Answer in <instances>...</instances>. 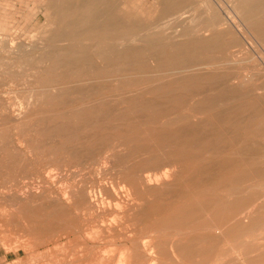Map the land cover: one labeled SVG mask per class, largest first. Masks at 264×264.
Here are the masks:
<instances>
[{
    "label": "rangeland",
    "instance_id": "374dc122",
    "mask_svg": "<svg viewBox=\"0 0 264 264\" xmlns=\"http://www.w3.org/2000/svg\"><path fill=\"white\" fill-rule=\"evenodd\" d=\"M120 1L122 3V8L125 6L127 7V8L126 7L123 8L124 9L123 14H125V11H128L130 18L132 20L136 21V27L134 28L135 31L134 30L132 31L131 37L129 38L127 43H126V41L124 42L121 40L113 42L111 45L106 43L107 46H106V44L102 43L103 45H105L104 49H109V48L111 49L113 47V50L115 52L117 51L115 55L118 57H115V55H114V56H111L107 60L106 56L105 57L103 56L104 57L103 58L102 55H100V54H98L99 56L93 55L94 51L97 54V51H99V49L102 47L101 46L102 44H99L96 41L95 42L94 41H85V40L82 41L81 39H79V40L75 39V40H70V41L57 42V41H52L51 39L47 38L46 35H43L44 32H48L47 29H49V27L47 28L46 25H44L45 24V8H46L47 0H0V63H1L0 64V131H1L0 132V136H1L0 137L1 138V140H0V158L5 159V161H3V159H0L1 160V162H0V175L2 173L1 176L3 177L2 178L0 176V185H1L0 186V189H1L0 190V206H1V209H0V227H2V228H0V264H50V263L51 264H66V263L67 264L68 263L69 264H114L116 262H117L116 264H119V259H120V264H133V263H135V264H146L147 261H149V260H150L149 261L150 264H177V263L178 264H203V263H205V264H209V263L210 264H219L221 262H222L221 264H245V263H243L244 261L246 262V264H252L254 261L260 260V258H264V239H263L264 238V215H263V213H264V165H263L264 164V153H263L264 152V140H263L264 139V136H263L264 135V128L260 127L259 129H255V131H254L253 128H250L249 125H246L248 123L245 122L244 117L246 119L247 116L240 117L241 121H237L238 120L237 118H239V115H238L239 112L241 113V115L242 114L244 115V113H245V115H247L246 113H248L252 110L256 111L255 113L252 111L253 114H256L257 110L258 111L262 110L257 114L258 118H256V122L257 123H264V120H263L264 119V115H263V113H264V39L261 36L257 35L253 31L254 25L257 24L258 22L261 23L262 25H264V11H260V10H258V12L255 11L254 13L256 15L250 14V15H252V16L254 15V16L253 17L251 16L250 19L247 20L249 17L245 16L247 14H245V12H244V9H245L244 4L247 3L249 0H175V1L174 0H167V2L173 3V4H169V5H172L171 9L174 7L176 8L179 5L178 6L179 8L178 7L177 8L179 9L180 12L182 11V13L184 14L183 15L184 18H183V20H179V19H173V18L169 17L166 19L168 24L159 25L158 22L161 19V17H160V13H159L160 5H158V4L160 3V0H125V1L120 0ZM174 3L177 4V6ZM243 16H245V19ZM244 20H247V22ZM213 21L222 24L221 26L218 25L219 27L214 29V30H217L220 32L218 34L217 39H214V37L212 38V36H211L212 31H210V30L207 31L208 27H205V26L210 25L211 22H213ZM252 21L255 23L254 25H253ZM215 22H213V23H215ZM161 23H162V21H161ZM42 26L43 27L45 26V28H43ZM38 29H39V31H41V30L42 31L39 33ZM186 30L188 31V34H187V32H185ZM185 34H187L188 36ZM190 34H191V37H190ZM171 35H172V37H171ZM168 36H170L171 38ZM42 37H44V38H42ZM148 37H149V39H148ZM135 38L137 39V41ZM145 38H146V40H145ZM205 38H206V40H205ZM191 40H192V42H191ZM149 41H150V43H149ZM213 42H216V43H213ZM49 43H50V45H49ZM209 43H210V45H209ZM175 44L181 46L180 49ZM2 45L6 46L7 48L3 47ZM192 45H194L195 49ZM188 46L191 47L193 50H191V48H188ZM39 47H41V48H39ZM184 47L187 50H185ZM149 48H151L152 50ZM74 49L76 52L74 51ZM80 49H82L83 52L80 51ZM118 49H119V51H118ZM9 50H11L12 52H10ZM68 50L69 51L71 50V54ZM178 50H181V51H178ZM159 55L162 57H160ZM123 56H125L127 58H124ZM157 56L159 57V59ZM61 57H62V60H61ZM116 58L119 59V61ZM177 58H179V59L177 60ZM39 59H41V60H39ZM42 59H43V62H42ZM110 61L113 64L110 63ZM122 61H124L123 63H125V64H122L121 63ZM147 61H149V62H147ZM204 61H207V62L205 63ZM52 62H54L55 64ZM57 62H59V63H57ZM43 63L45 65H43ZM137 63L139 66L137 65ZM50 65H53V66H50ZM62 65L64 66L63 68H62ZM48 66H50V67H48ZM33 67H35V68L33 69ZM74 68L78 71H76ZM66 69H67V71H66ZM92 69H93V72H92ZM108 69L110 70V73H109ZM63 70H65V72ZM69 70H71V71H69ZM114 70H115V72H114ZM121 70H124L125 73H123ZM94 71L95 72L97 71V73H95ZM103 72H105V73H103ZM86 73H87V75H86ZM100 73L102 74V76L99 75ZM27 74H28V76H30L29 78H31V79L28 78ZM127 74H129V75H127ZM123 75L125 76L126 80L123 79L124 78ZM196 75H197V79H199V80L196 79ZM188 76H189V78H188ZM143 77L145 80L143 79ZM231 77H232L231 80H233V78H234L233 82L230 80ZM36 78H37V80H36ZM112 78H114V80ZM131 78H132V80H130ZM50 79H51V81H50ZM146 79H147V81H146ZM241 79L243 81H241ZM177 80H180V82L179 81L177 82ZM34 81H37V83ZM119 81L122 82V84H120ZM130 81H132V82H130ZM144 81H146V82H144ZM33 83L37 84L36 87ZM42 83H44L45 85ZM30 84H31V86H29ZM53 84L55 85V88L57 89L56 90L54 88L57 95H55V92H53V88H51L52 90L50 89V92L47 91V90H49L48 89L49 85L51 86ZM173 85H176V86H173ZM158 86H161V87L159 88ZM164 86L165 87L167 86V87L165 88ZM40 87H41V89H40ZM182 87H183L184 91H182L183 90ZM84 88H87V91L84 90ZM169 88H171V89L173 88L175 90H171ZM179 88L181 89V91L179 90ZM30 89H31V91H30ZM42 89L46 90L45 92H48L51 94L54 93V94L50 95L48 93H45ZM228 89H229V91H228ZM231 89H232V92H230ZM32 90L34 91V94L37 93L38 95L37 94H36L37 96L33 95ZM41 90L44 93H41L42 92ZM76 91H77V93H75ZM174 91H176V92H174ZM72 92H74V93H72ZM58 93H59V95H58ZM152 93H153V95H152ZM167 93H169V94H167ZM172 93L174 94L173 98H175L177 96V98H175L174 100L171 97ZM232 93H233V95H235L237 93L239 95V96L235 95L237 98L243 96V94H244L245 98L241 97L242 99H245L244 102L241 98H238L236 100V97L233 96ZM44 94H48V95H44ZM74 94H76V95L74 96ZM78 94H79V97H78ZM82 94H84L85 96ZM102 94H104V96ZM154 94H156V95H154ZM60 95H61V97H60ZM133 95L135 98L133 97ZM231 96L233 98L235 97V99H233ZM56 97H57V99H56ZM170 97L172 99H170ZM246 97L250 98V99L247 101ZM26 98H28V99H26ZM38 98L39 99L41 98V99L39 100ZM103 98L104 99L106 98L105 99L106 102H104L105 100ZM122 98H124V99H122ZM181 98H182V100H181ZM46 99L49 102L48 101L46 102ZM119 99L120 100L122 99L121 100L122 102L119 101ZM91 100H92V102H91ZM129 100H131V101L129 102ZM254 100H255V102H253ZM96 101H97V103H96ZM169 101L171 102V104ZM215 101H216V103H215ZM245 101L247 103H245ZM50 102H52V103H50ZM178 102H180L181 104ZM132 103L135 105H133ZM138 103H139V105H137ZM151 103H152V105H151ZM177 103L180 105H178ZM208 103H209V106L207 105ZM214 103H215V105H214ZM159 104H160V107H159ZM243 104H244V106H243ZM50 105H53V106H51L52 108L50 107ZM74 105H75V107H74ZM178 106H180V107H178ZM90 107L92 108V110ZM122 107L124 108V110L122 109ZM127 107H129V108H127ZM131 107H133L134 109ZM139 107H141V109ZM149 107H151L152 109L154 107L155 109L152 110ZM234 107H235V109H234ZM8 108H10V109H8ZM71 108H72V110H70ZM83 108H85V109H83ZM171 108H172V111H171ZM241 108L244 110H241ZM41 109H42V111H41ZM117 109H119V110H117ZM138 109H139V111H138ZM236 109H237V111H236ZM45 110L46 111L48 110V112H46ZM83 110H85V111H83ZM155 110H156V113H155ZM224 110H225V112H227L229 114H227V113L225 114V112L223 113L222 111H224ZM157 111H158V113H157ZM27 112H28V114H25ZM69 112H71V114ZM77 112H79V114H77ZM96 112H99V113H96ZM117 112H118V115H117ZM173 112L176 113V115L173 114ZM17 113H19V114H17ZM93 113H96L97 118H96V116L93 115ZM112 113H114V115H117V116H114ZM160 113H161V115H160ZM211 113H212V117H211ZM260 113H262L260 115L261 117H259ZM165 114L166 115L168 114L169 117L168 116L165 117L166 116ZM249 114H251V113H249ZM112 116H114L113 119H112ZM119 116H121V118ZM146 117L148 120L146 119ZM156 117L158 119H156ZM163 117H164V119H163L164 121L162 120ZM171 117L174 119H172ZM176 117H177V120L179 121V123L176 122L177 121ZM68 118H70L71 120ZM103 118L106 120H104ZM117 118H119V119H117ZM55 119L58 121H56ZM115 119H116V121H118V123L116 121H115L116 123L114 122ZM122 119L123 120L125 119V121H124L125 123H123ZM133 119H134V121H133ZM165 119L166 120L169 119V120L166 121ZM186 119H188V120H186ZM53 120H54V122H53ZM85 120H86V122H85ZM145 120H146V122H145ZM152 120L155 122V124H153L154 122ZM160 120L163 122L166 121V123L163 125V128H162L163 122L161 123ZM170 120H171V123L168 124L170 122ZM174 120H175V123H174ZM19 121L22 124H20ZM51 121L53 123H51ZM82 121H84V122H82ZM110 121H111V123H110ZM11 122H12V124H11ZM48 122H50V123L48 124ZM72 122H74V123H72ZM80 122H81V124H80ZM150 122H153V123L150 124ZM17 123H19L20 125H24V126H21L22 127L21 128L19 126V124H17ZM62 123L64 125H62ZM69 123H70V125H69ZM77 123H79V125H77ZM91 123L92 124L94 123L93 126L94 125L98 126V125L102 124L101 126L104 127L103 128L104 130L101 129L102 130L101 131L99 127H98L99 130H97L98 128L94 129L95 126L94 127L91 126L93 128V129L91 128L92 131H90L91 129H85L86 125L91 124ZM114 123L117 125H120V126H118V127H117V125L114 126L115 125ZM146 123L150 124V125H147ZM57 124H60V125L57 126ZM111 124H112V126H111ZM6 125L8 128L7 127L5 128ZM144 125H146V128L145 127L143 128ZM151 125H153V126H151ZM15 126H17V127H15ZM156 126H157V128H158V126H161V127H159L157 129V128H155ZM154 128H155V130H153ZM221 128H223V130ZM27 129H29V130H27ZM71 129H73V130H71ZM133 129H134V132H133ZM144 129H145V131H144ZM147 129H149V131H147ZM163 129H164V131H163ZM249 129H252V130H249ZM94 130L96 132H94ZM137 130H139V131L136 132ZM34 131H36V132H34ZM48 131L51 132L50 133L51 135L49 134ZM76 131L78 134H76ZM156 131H157V133L155 134ZM248 131H249V134H248ZM27 132H29L30 134ZM31 132L33 133V135L35 137L31 134ZM45 132H46V134H45ZM66 132H68L67 135H66ZM174 132H175V134H172ZM38 133H42L41 134V135H43L42 138H41V135H38ZM47 133H48V135H47ZM53 133H55L54 137L52 136ZM94 133L95 134L98 133V134L95 135ZM133 133H135V134L133 135ZM26 134H27V136H26ZM28 134H29V136H28ZM68 134H70V135H68ZM86 134H88L89 137ZM108 134L110 135L109 137L107 136ZM146 134H147V137L145 138L144 136ZM240 134H241V137H240ZM24 135L26 138L22 139L24 137ZM154 135H156L157 138ZM2 136H3V139H2ZM49 136H50V138H49ZM55 136H57V137L60 136V137L56 138ZM121 136L123 139L120 138ZM18 137L21 140H19ZM33 137H34V140L37 139L38 142L32 141ZM63 137H64V139H63ZM65 137L67 138V140ZM99 137H101V138L99 139ZM138 137H141V138H138ZM161 137H163V138H161ZM256 137L260 138L261 142L259 141V139L257 140ZM152 138L154 141L152 140ZM187 138L192 139L194 144L191 146V148H189V150L188 149L183 150V155L185 157L183 156V158L182 157L179 158L180 150H178V148H177L178 146H176V145L174 148V144H177V142H179L181 140H185ZM26 139H28V140H26ZM39 139H40V141H39ZM139 139H140V141H139ZM242 139H243V141H242ZM250 139H253V140H250ZM25 140L29 141V143L27 142V144H26ZM147 140H148V142L151 140L152 143H154V145L152 143H150L151 141L149 143L146 142ZM158 140H159V143H157ZM17 141H19V142H17ZM30 141H32L34 143H32ZM59 141H62V142H59ZM92 141H97V142H93V144H92ZM197 141H199V142H197ZM1 142H2V144H1ZM20 142H22V143H20ZM87 142H89V144ZM166 142H168V143H166ZM16 143H17V145H16ZM55 143H57V144H55ZM84 143H86V144H84ZM207 144H208V146H207ZM43 145H45V146H43ZM62 145H64V146H62ZM76 145H79V146H76ZM83 145H86L88 148L86 146H83ZM106 145H107V147H105ZM211 145H213L212 148L210 147ZM248 145H250V149L245 150V148ZM31 146L33 148H30ZM51 146H52V148H51ZM56 146L58 148L63 147V148H61L63 150L57 149ZM99 146L100 147L104 146L105 148L103 147V148L98 149ZM140 146H142V147H140ZM44 147H46V148H44ZM47 147H48V149H47ZM70 147L72 149H70ZM6 148L8 149L7 151H6ZM53 148H54V150H53ZM64 148H65V150H64ZM91 148L92 149L94 148V150L92 151ZM30 149H31V151H30ZM73 149H74V151H73ZM77 149H79V150H77ZM109 149H112V150H109ZM207 149H208V153H206ZM227 149H229L230 151H227ZM50 150H52V151H50ZM142 150H143V152H142ZM144 150H147V152L144 153ZM161 150H164V151H161ZM199 150H201V153L199 152ZM202 150H203V152H202ZM239 150L242 151V154L240 153ZM28 151H30V152H28ZM63 151H65V152H63ZM99 151H100V153H99ZM116 151L121 153V155L119 153L117 154V155H120L119 157L116 155ZM122 151H124V152L126 151V154ZM255 151H258L259 153L258 152L254 153ZM260 151H261V153H260ZM35 152H37V153H35ZM51 152L54 154H51ZM68 152L70 155L68 154ZM74 152H76L75 155H73ZM141 152L143 155H145L146 153L148 155L146 154L147 156L146 155L143 156L141 154ZM195 152L196 153L198 152L199 154L198 153L196 154ZM231 152H233V153H231ZM9 153H11V154H9ZM12 153H13V155H12ZM250 153H251V155H250ZM106 154H107V156H109L108 159H106L107 158ZM240 154H241V156H240ZM86 155H88V156H86ZM154 155H156L157 157ZM173 155H175V156H173ZM37 156L42 157V158L39 159V158H37ZM84 156H86L85 158H87V157L88 158L84 160ZM125 156H127V157H125ZM134 156H135V158H134ZM213 156H215V157L217 156V157L214 158ZM233 156H235L234 160H236V161H238L239 158L241 160V157H243V158L245 157L244 159H246V161L242 159L241 160L242 163L247 168H251V169L254 168V169L260 170V172H261L260 174H262L261 178L246 182V183H244V185L242 184V185L238 186L240 188H238V187L232 188L231 186L227 187V185H222V184L220 185V187L219 186L214 187L213 181H211V179L208 180L209 183L205 182L204 185L208 188V190H210V191L213 190V193L216 194L218 197H220V201L224 202V203L226 202V204H230V203L237 204L239 202V200L241 198H243L244 202H246V204H247V206H246L247 208L244 209V213L248 211L249 213L246 215H250L251 217L257 216V217L261 218L260 219V220H262L261 224H257L253 228H249V229H246L244 231H238V232H235L233 234H228V235H227V233L226 234L222 233L223 232L222 229H221L222 231L221 230L212 231L213 233L212 232L211 233H212V235L215 236V239L217 241H215V239H214V243L215 242L216 243L215 244L213 243L214 248L211 249L212 252H210V254L205 255V258H207V259L210 258L209 260L205 259L203 254L196 253V254L192 255L190 257V259H188V258L179 259V258H174L173 256L170 255V256H168L167 259H163V261L159 262V261L155 260L157 257L156 254L153 253L152 255L151 254L149 255V253H146L145 251H143V247L141 245L135 244L138 236L149 238L150 236H155L156 235L155 231H157V230L159 231V229H162V230L159 231V233L157 231L158 236L156 235L157 238L155 239V240H158L157 242H161L165 238L164 242H166V244H168V246H169L171 243L176 242L177 240L184 239V235H185L184 230H187L186 227H188L190 225V224H187V222H186V221H188V217L186 218V215H184V214L181 215L182 218L180 217V221H183L185 223L186 227L185 226L179 227L178 226L179 221H169L168 222V220L165 221L162 219V217L157 215V213L153 211V208L155 207V203L156 204L163 203L165 205H173L177 201L176 193H172L173 190L193 189V186H189V188L186 187L187 184L185 182H182V178H184V176H186V175H190L189 171H192L195 166L197 167V165H195V164H197V162L201 164L202 168L204 165V167H206L208 169H213L216 167L215 165H217L216 164L217 159L225 158V157L234 158ZM255 156H256V158H255ZM91 157H93L94 160H92L93 158H91ZM124 157L128 161L124 160L125 159ZM130 157H132V158H130ZM139 157H141L142 159ZM35 158H37L38 160ZM81 158H83V159H81ZM116 158H117L119 163L116 161ZM121 158H123V159H121ZM145 158L146 159L151 158L153 160L159 159L160 161H163V160L165 161L167 159L169 160V159H173V158H176V160L181 159V161L179 160V163L177 164L179 166L178 170L181 172V174L178 177L179 179L177 178L176 179L177 181L176 180L174 181L173 178H170V180L167 181V185L173 184L174 187L171 186V189L166 190V188H162V189L161 188H155L156 186L153 187L154 185H152V187L154 189H152V191L149 192L147 190V188H145L144 186H142V187L141 186H135L134 187L135 194H132L128 189L129 187L127 186L128 182H126L125 172L120 173V171H118L116 169V166H118V167L121 166L120 168L123 169L122 166L125 165V163H126V165L124 166V170L126 169L128 171V170H131L133 168H137V166L138 167L141 166V162L144 163ZM203 158H204V160H202ZM252 158H254V159H252ZM11 159H13V161H11ZM40 160H42V162ZM51 160H53V162ZM73 160H74V162H73ZM95 160H96V163L94 162ZM123 160L125 163L121 165V163H123ZM211 160H213V161L211 162ZM24 161H26V163ZM77 161H78V163H76ZM90 161H91V163H90ZM98 161H99V163L97 164ZM116 162H117V164H116ZM202 163H204V164H202ZM75 164L78 166H76ZM119 164H120V166H119ZM83 166H85V167H83ZM126 166H128L129 168H125ZM48 167H49V171H51V172L48 171V169H47ZM107 167L109 169H107ZM261 168H262V170H261ZM22 169H24V170H22ZM52 169H53V172H52ZM187 169H188V171H187ZM16 170H17V172H16ZM43 170H44V172H43ZM96 170L98 172L99 171L101 172L103 170V172H101V174H100V172L97 173ZM6 173L8 174V176L7 175L5 176ZM46 173H48V175ZM80 173H82V174H80ZM28 174H29V176H28ZM59 174L62 176H60ZM121 174H122V176H121ZM112 176H114V177H112ZM61 177H62V179H61ZM78 177H80L81 179ZM103 177H105V178H103ZM124 178H125V181H124ZM51 179L53 181H51ZM92 179H93V182H91ZM1 181H3V182H1ZM56 181L58 184L56 183ZM37 182L39 184H41V186ZM188 182H190V181L188 180ZM182 183H185V184L183 185ZM206 183H208V184H206ZM31 185L33 186V188L31 187ZM38 185H39V188H38ZM81 185H83V186H81ZM85 185H86V187H90V188H85ZM120 186H121V188H124L125 190L124 189L120 190L119 189ZM252 186H254V187H252ZM29 187H31V188H29ZM66 187H69L70 189L69 188L67 189ZM98 187H100V188H98ZM175 187H177V188L175 189ZM19 188L21 189L20 190L21 192L18 191ZM76 188L78 189V191L80 188H85L88 192H90L91 196H93V197L95 196L97 198L96 200H98V201H100V199L102 197H104V199L101 200L103 202L100 201L98 203V204H100V208L98 209V211L89 212V214H87L86 213L87 211L77 212L73 209V205L71 203L72 200L69 198L67 199L65 197L68 196V194L70 192H76V190H77ZM65 189L68 191V194H66V196L63 195L67 192ZM94 189L95 190L100 189L101 192L99 190L98 191L96 190V191H97V193L99 192L98 194L101 196H99ZM112 189H115V190H112ZM145 189L147 190L148 194H147V192H145L146 191ZM12 190H14L13 193H12ZM71 190H73V191H71ZM89 190H91V191H89ZM235 190L238 192H236ZM116 191H117V193H116ZM126 191H127L128 197L126 196ZM128 191H129V193H128ZM17 192L19 194L18 197L16 196V195H18ZM27 192H28V194H25ZM20 193H21V195H20ZM93 193H94V195H93ZM108 193H110V194H108ZM3 194H6V195H3ZM14 194H15V196H14ZM115 194H117V196H114ZM9 195H11L14 200ZM23 195L24 196L26 195V197L28 198L27 201L23 197ZM43 195H44V197H43ZM141 195H142V197H141ZM164 195H165V197H164ZM230 195H231L232 199L230 198ZM48 196L49 197L51 196V197L48 198ZM223 196H224V198L229 197V199L228 198L224 199ZM6 197H9L8 198L9 200ZM4 198H6V201H9L10 203L6 202ZM17 198L19 200H17ZM21 198H22V200H24V202H22V200L20 201ZM151 198H152V200H151ZM221 198L223 199V201ZM47 199H49V201ZM1 200H3V201H1ZM17 201H20L22 203V205H21V203L16 204V203H18ZM40 202L43 206L40 204ZM116 202L118 204H120V205H118L120 210L118 209V206L115 205ZM51 203L53 204V206H51ZM58 203H60L61 205H59ZM101 203L105 207H102ZM108 203H110V204H108ZM121 203H123V204H121ZM127 203H128V205H127ZM150 203H151V206H150ZM107 204L110 206L108 207ZM25 205H29V207L25 206ZM31 205H33V206H31ZM22 206L26 207L27 210L22 209ZM30 206L32 208L34 207L33 208L34 212H32V208ZM63 206H64V209H62ZM127 206H129V207H127ZM11 207H13V209ZM14 207H16V208L18 207V209L20 208V210L22 209V212L25 210L23 212L24 216H22V213L20 210L17 209L19 211L18 212ZM120 207H122V208H120ZM29 208H31V209H29ZM45 208H47V209H45ZM49 208H52V209L58 208V209H56V211H58L56 213V215H54L55 209L54 210L51 209L52 210V212H51V210ZM60 208L62 210H59ZM103 208H104V210H103ZM138 208H139V210L142 209L143 212H141L142 210L139 211ZM2 209L4 212L2 211ZM37 209L38 210L42 209L43 211L39 210V212L36 213V211H38ZM67 209H69V210H67ZM128 209H129L130 213H129ZM145 209H146V211H145ZM72 210L74 212H72ZM41 211L43 214L41 213ZM133 211H135V212H133ZM17 212L20 214H16ZM28 212L32 213V214H29ZM50 212H51V214H53V218L55 216L59 220H55V218L53 219ZM65 212H66V215H65ZM9 213L11 215H9ZM47 213H48V215H47ZM67 213H68V215H67ZM135 213H136V215H135ZM61 214H62V216H61ZM219 214H220L219 216H222L224 214V212L222 211ZM200 215L198 214L196 216L197 221L196 220H195V222L193 221L192 224L195 225V224H200L202 222H206L207 220L211 219V217H212V214L207 213V211L201 213ZM43 216H45L47 218L45 222L43 221V220H45L43 218ZM209 216H210V218L208 219ZM76 217H78L79 219ZM146 217H147V219H146ZM156 217H158V218H156ZM49 218H50V221H49ZM63 218L65 221H63ZM110 218H112V219H110ZM155 219H157V220H155ZM159 219H160V221H159ZM249 219H250V217H249ZM249 219L246 218V221L243 220L244 224H246V227L248 226V224L250 222ZM15 220H17L18 222ZM23 220H25V221H23ZM53 220L57 221V223L54 222ZM72 220H74V222ZM87 220H88V223H87ZM111 220L114 222H112ZM161 220H163V221H161ZM61 221L64 222L66 224V226ZM39 222L41 225L38 224ZM46 222L49 224H47ZM15 223L17 225H15ZM60 223H61L62 227L59 228ZM75 223L78 224V227L76 226ZM229 223H232V221H228L227 224H225V227L228 226ZM57 224H59V225H57ZM38 225H40V226L38 227ZM165 225H167V226H165ZM57 227L60 230H58ZM156 227H157V229H156ZM174 228H176V229H174ZM254 228L255 229L258 228V230L257 229L255 230ZM75 229H77L78 231ZM223 229L225 230V228H223ZM106 230H108V231H106ZM140 230H142V231H140ZM153 230H155V231H153ZM166 230H168V231H166ZM22 231H23V233H22ZM162 231L165 233H161ZM16 235H19V236H16ZM24 235H26V236H24ZM50 235H52V236H50ZM169 235H170V237H169ZM171 235H173V236L171 237ZM51 237H52V239H50ZM217 237H219V238L217 239ZM223 237H225V239ZM3 238H4V240H3ZM22 239H24V240L22 241ZM28 239H31V241ZM149 240H150V238H149ZM28 241H30V242H28ZM40 241H42L43 243ZM145 241H148V240L145 239ZM257 241H258V244L256 243ZM221 243H222V245H221ZM261 244H263V245H261ZM61 245H63V246H61ZM125 245L128 247H126ZM213 245H212V247H213ZM104 246H106L111 252ZM113 246H115V247H113ZM216 246H218V248ZM93 248H95V249H93ZM128 248L130 250H128ZM103 250H106L108 252L105 253L106 251H103ZM119 250H120L121 254H119L120 253ZM123 250H126V251H123ZM101 252L102 253L104 252V254H102ZM124 252H129V253L132 252V253L126 254ZM116 253H118L119 255H117ZM250 253H252V254H250ZM127 255L130 257V259L128 258ZM226 255H227V257H226ZM247 255L249 256V258L247 257ZM146 256H147V258H146ZM215 256H216V258H215L216 261L214 260ZM256 256H257V258H256ZM221 257H222V259H221ZM253 257L256 259L254 260ZM243 258L245 260H243ZM151 259H154V260L151 261ZM186 259H187V261H186ZM219 259H221V260H219ZM139 260H142V261H139ZM228 260L230 263L228 262ZM240 260H242V261H240Z\"/></svg>",
    "mask_w": 264,
    "mask_h": 264
},
{
    "label": "bare ground",
    "instance_id": "6f19581e",
    "mask_svg": "<svg viewBox=\"0 0 264 264\" xmlns=\"http://www.w3.org/2000/svg\"><path fill=\"white\" fill-rule=\"evenodd\" d=\"M125 1V0H124ZM175 1V0H174ZM171 2V1H170ZM177 3V2H176ZM169 4H173V3H169V2H167V0H160V3L158 4V5H160V11H159V13H160V17H161V19L159 20V22H158V24L159 25H165V24H168V22L166 21V19L167 18H173V19H179V20H183V13H182V11L180 12L179 11V5L177 6V4H175L177 7L174 9V8H172L171 9V6L172 5H169ZM179 4V3H178ZM174 5V6H175ZM245 5V9H244V12H245V14H247V15H245L246 17H249L247 20H249L250 19V17L252 16V15H250V14H255L254 12L255 11H257L258 12V10H260V11H264V0H249L247 3H245L244 4ZM126 7V6H125ZM125 7H123V8H125ZM122 8V3H121V1L120 0H47V4H46V8H45V24L44 25H46V27L48 28L49 27V29H47L48 30V32H44V34L43 35H46V37L47 38H49V39H51L52 41H57V42H63V41H70V40H75V39H81L82 41L83 40H85V41H96V42H98L99 44H106V43H108V44H112L113 42H116V41H126V43H127V41L129 40V38L131 37V34H132V31L134 30V28L136 27V21L135 20H132L131 18H130V15H129V13H128V11H125V14H123V9ZM127 8V7H126ZM126 10V9H125ZM256 12V13H257ZM249 15V16H248ZM256 15V14H255ZM245 16H243L244 17V19H245ZM254 16V15H253ZM252 16V17H253ZM247 20H244V21H246L247 22ZM253 20V19H252ZM161 21H162V23H161ZM256 21V20H255ZM259 21V20H258ZM210 22V21H209ZM213 22H215V21H213ZM213 22H211V24L210 25H208V26H205V27H208V29H207V31L208 30H210V31H212V38L214 37V39H217L218 38V34L220 33L219 31H217V30H214L215 28H217V27H219V26H221L222 24H220V23H218V22H215V23H213ZM250 22V21H249ZM253 22V21H252ZM173 23V22H172ZM139 24V23H138ZM255 23L253 22V25H254ZM219 25V26H218ZM167 26V25H166ZM43 27V26H42ZM204 27V28H205ZM43 28H45V26L43 27ZM200 28V27H199ZM203 28V29H204ZM140 29V28H139ZM138 29V30H139ZM198 29V28H197ZM196 29V30H197ZM221 29V28H220ZM44 30V29H43ZM46 30V29H45ZM42 31V30H41ZM41 31H39V29H38V32L40 33ZM135 31V30H134ZM253 31L257 34V35H259V36H261L263 39H264V25H262L261 23H257V24H255L254 25V28H253ZM185 32H187V34H188V31L186 30ZM184 32V33H185ZM38 33V34H39ZM155 34V33H154ZM187 34H185V35H187ZM41 35V34H40ZM42 35V36H43ZM39 36V35H38ZM145 36V35H144ZM156 36V35H155ZM159 36V35H158ZM178 36V35H177ZM183 36V35H182ZM188 36V35H187ZM45 37V38H46ZM143 37V36H142ZM141 37V38H142ZM168 37H170V36H168ZM171 37H172V35H171ZM170 37V38H171ZM190 37H191V34H190ZM42 38H44V37H42ZM136 39V38H135ZM148 39H149V37H148ZM152 39V38H151ZM260 39V38H259ZM145 40H146V38H145ZM153 40V39H152ZM205 40H206V38H205ZM84 41V42H85ZM136 41H137V39H136ZM155 41V40H154ZM2 42V41H1ZM51 42V41H50ZM189 42V41H188ZM191 42H192V40H191ZM194 42V41H193ZM219 42V41H218ZM3 43V42H2ZM5 43V42H4ZM149 43H150V41H149ZM187 43V42H186ZM185 43V44H186ZM213 43H216V42H213ZM6 44V43H5ZM101 45L102 47L99 49V51H97V54H96V52L94 53L93 52V55H97V56H99L98 54H100V55H102V57L104 56H106L107 57V60L111 57V56H114L115 54H116V52L113 50V47L110 49H104V47H105V45ZM132 44V43H131ZM148 44V43H147ZM152 44V43H151ZM177 44V43H176ZM175 44V45H176ZM192 44V43H191ZM218 44V43H217ZM35 45V44H34ZM47 45V44H46ZM49 45H50V43H49ZM209 45H210V43H209ZM3 46V45H2ZM106 46H107V44H106ZM116 46V45H115ZM176 46H178L179 47V49H180V47L181 46H179V45H176ZM193 47H194V45H192ZM213 46V45H212ZM221 46V45H220ZM223 46V45H222ZM3 47H5V48H7L6 46H3ZM39 48H41V47H39ZM118 48V47H117ZM116 48V49H117ZM123 48V47H122ZM125 48V47H124ZM134 48V47H133ZM185 48V47H184ZM188 48H191V47H189L188 46ZM3 49V48H2ZM63 49V48H62ZM139 49V48H138ZM149 49H151V48H149ZM194 49H195V47H194ZM121 50V49H120ZM130 50V49H129ZM141 50V49H140ZM152 50V49H151ZM185 50H187L186 48H185ZM191 50H193L192 48H191ZM10 52H12L11 50H9ZM8 51V52H9ZM69 51V50H68ZM74 51H75V49H74ZM80 51H82V49H80ZM118 51H119V49H118ZM178 51H181V50H178ZM15 52V51H14ZM64 52V51H63ZM70 52V54H71V50L69 51ZM76 52V51H75ZM83 52V51H82ZM86 52V51H85ZM88 52V51H87ZM125 52V51H124ZM139 52V51H138ZM187 52V51H186ZM194 52V51H193ZM79 53V52H78ZM119 53V52H118ZM122 53V52H121ZM149 53V52H148ZM163 53V52H162ZM195 53V52H194ZM57 54V53H56ZM60 54V53H59ZM75 54V53H74ZM120 54V53H119ZM160 54V53H159ZM169 54V53H168ZM171 54V53H170ZM180 54V53H179ZM43 55V54H42ZM52 55V54H51ZM66 55V54H65ZM83 55V54H82ZM190 55V54H189ZM194 55V54H193ZM54 56V55H53ZM56 56V55H55ZM75 56V55H74ZM80 56V55H79ZM141 56V55H140ZM160 56V55H159ZM179 56V55H178ZM44 57V56H43ZM81 57V56H80ZM101 57V58H102ZM103 57V58H104ZM115 57H118V56H116L115 55ZM124 58H127V57H125V56H123ZM139 57V56H138ZM158 57V56H157ZM160 57H162V56H160ZM173 57V56H172ZM190 57V56H189ZM196 57V56H195ZM45 58V57H44ZM102 58V59H103ZM168 58V57H167ZM181 58V57H180ZM188 58V57H187ZM199 58V57H198ZM59 59V58H58ZM65 59V58H64ZM75 59V58H74ZM82 59V58H81ZM115 59V58H114ZM117 59V58H116ZM130 59V58H129ZM158 59H159V57H158ZM165 59V58H164ZM176 59V58H175ZM179 58H177V60H178ZM197 59V58H196ZM39 60H41V59H39ZM47 60V59H46ZM61 60H62V57H61ZM84 60V59H83ZM118 61H119V59H117ZM125 60V59H124ZM155 60V59H154ZM194 60V59H193ZM208 60V59H207ZM48 61V60H47ZM65 61V60H64ZM100 61V60H99ZM102 61V60H101ZM146 61V60H145ZM168 61V60H167ZM176 61V60H175ZM174 61V62H175ZM203 61V60H202ZM42 62H43V59H42ZM51 62V61H50ZM75 62V61H74ZM117 62V61H116ZM124 61H122L121 63L122 64H125V63H123ZM147 62H149V61H147ZM151 62V61H150ZM179 62V61H178ZM205 63L207 62V61H204ZM48 63V62H47ZM52 63H54V62H52ZM57 63H59V62H57ZM56 63V64H57ZM109 63V62H108ZM110 63H112L111 61H110ZM184 63V62H183ZM1 64V63H0ZM49 64V63H48ZM47 64V65H48ZM55 64V63H54ZM53 64V65H54ZM77 64V63H76ZM104 64V63H103ZM113 64V63H112ZM132 64V63H131ZM154 64V63H153ZM43 65H45L44 63H43ZM53 65H50V66H53ZM116 65V64H115ZM137 65H138V63H137ZM182 65V64H181ZM185 65V64H184ZM50 66H48V67H50ZM67 66V65H66ZM65 66V67H66ZM95 66V65H94ZM105 66V65H104ZM103 66V67H104ZM139 66V65H138ZM64 66L62 65V68H63ZM89 67V66H88ZM128 67V66H127ZM18 68V67H17ZM35 67H33V69H34ZM38 68V67H37ZM96 68V67H95ZM189 68V67H188ZM209 68V67H208ZM21 69V68H20ZM68 69V68H67ZM67 69H66V71H67ZM75 69V68H74ZM98 69V68H97ZM130 69V68H129ZM139 69V68H138ZM3 70V69H2ZM37 70V69H36ZM35 70V71H36ZM76 70V69H75ZM109 70V69H108ZM20 71V70H19ZM64 72H65V70H63ZM69 71H71V70H69ZM76 71H78V70H76ZM106 71V70H105ZM113 71V70H112ZM123 73H125L124 72V70H121ZM129 71V70H128ZM127 71V72H128ZM132 71V70H131ZM130 71V72H131ZM24 72V71H23ZM80 72V71H79ZM90 72V71H89ZM92 72H93V69H92ZM95 72V71H94ZM114 72H115V70H114ZM88 73V72H87ZM87 73H86V75H87ZM95 73H97V71L95 72ZM103 73H105V72H103ZM109 73H110V70H109ZM108 73V74H109ZM112 73V72H111ZM129 73V72H128ZM90 74V73H89ZM88 74V75H89ZM93 74V73H92ZM157 74V73H156ZM206 74V73H205ZM234 74V73H233ZM100 76H102V74L100 73L99 74ZM127 75H129V74H127ZM126 75V76H127ZM137 75V74H136ZM208 75V74H207ZM27 76H28V74H27ZM37 76V75H36ZM51 76V75H50ZM95 76V75H94ZM104 76V75H103ZM124 76V75H123ZM146 76V75H145ZM155 76V75H154ZM167 76V75H166ZM234 76V75H233ZM232 76V77H233ZM2 77V76H1ZM30 76H28V78H29ZM64 77V76H63ZM232 77L230 78V80L232 79ZM19 78V77H18ZM34 78V77H33ZM51 78V77H50ZM62 78V77H61ZM60 78V79H61ZM115 78V77H114ZM114 78H112L113 80H114ZM117 78V77H116ZM188 78H189V76H188ZM238 78V77H237ZM29 79H31V78H29ZM52 79V78H51ZM51 79H50V81H51ZM54 79V78H53ZM63 79V78H62ZM124 80H126V78H125V76H124V78H123ZM142 79V78H141ZM143 79H144V77H143ZM160 79V78H159ZM196 79H197V75H196ZM202 79V78H201ZM204 79V78H203ZM206 79V78H205ZM224 79V78H223ZM243 79V78H242ZM241 79V81H243ZM36 80H37V78H36ZM55 80V79H54ZM70 80V79H69ZM117 80V79H116ZM115 80V81H116ZM130 80H132V78L130 79ZM145 80V79H144ZM175 80V79H174ZM197 80H199V79H197ZM207 80V79H206ZM233 80H234V78H233ZM233 80H231L232 82H233ZM28 81V80H27ZM42 81V80H41ZM53 81V80H52ZM61 81V80H60ZM98 81V80H97ZM118 81V80H117ZM141 81V80H140ZM143 81V80H142ZM146 81H147V79H146ZM146 81H144V82H146ZM180 82V80H177V82ZM205 81V80H204ZM217 81V80H216ZM9 82V81H8ZM30 82V81H29ZM32 82V81H31ZM34 82H36L37 83V81H34ZM80 82V81H79ZM93 82V81H92ZM120 82V81H119ZM130 82H132V81H130ZM163 82V81H162ZM169 82V81H168ZM183 82V81H182ZM203 82V81H202ZM206 82V81H205ZM218 82V81H217ZM45 83V82H44ZM44 83H42V84H44ZM134 83V82H133ZM167 83V82H166ZM170 83V82H169ZM176 83V82H175ZM193 83V82H192ZM34 84V83H33ZM39 84V83H38ZM120 84H122V82H120ZM168 84V83H167ZM172 84V83H171ZM191 84V83H190ZM22 85V84H21ZM26 85V84H25ZM35 85V87H36V85L37 84H34ZM45 85V84H44ZM43 85V86H44ZM158 85V84H157ZM192 85V84H191ZM29 86H31V84L29 85ZM39 86V85H38ZM41 86V85H40ZM42 86V87H43ZM118 86V85H117ZM125 86V85H124ZM162 86V85H161ZM161 86H158L159 88L161 87ZM173 86H176V85H173ZM25 87V86H24ZM116 87V86H115ZM120 87V86H119ZM165 87V86H164ZM167 87V86H166ZM165 87V88H166ZM231 87V86H230ZM51 88H53V92H55V85L53 84V85H49V87H48V89L49 90H47V91H49L50 92V89ZM55 88V89H54ZM103 88V87H102ZM111 88V87H110ZM121 88V87H120ZM40 89H41V87H40ZM114 89V88H113ZM112 89V90H113ZM119 89V88H118ZM169 89H171V88H169ZM182 89H183V87H182ZM233 89V88H232ZM232 89H231V91L230 92H232ZM248 89V88H247ZM43 90V89H42ZM41 90V91H42ZM52 90V89H51ZM57 90V89H56ZM84 90H86L87 91V88H84ZM171 90H175V89H171ZM170 90V91H171ZM178 90V89H177ZM176 90V91H177ZM179 90L181 91V89L179 88ZM237 90V89H236ZM30 91H31V89H30ZM44 92L46 91V90H43ZM41 92V93H44V92ZM85 91V92H86ZM126 91V90H125ZM176 91H174V92H176ZM182 91H184V89L182 90ZM228 91H229V89H228ZM234 91V90H233ZM240 91V90H239ZM238 91V92H239ZM26 92V91H25ZM52 92V91H51ZM95 92V91H94ZM99 92V91H98ZM246 92V91H245ZM28 93V92H27ZM32 93H33V95H36L37 93H35L34 94V91L32 90ZM40 93V92H39ZM45 93H48V92H45ZM60 93V92H59ZM59 93H58V95H59ZM71 93V92H70ZM72 93H74V92H72ZM75 93H77V91L75 92ZM87 93V92H86ZM103 93V92H102ZM117 93V92H116ZM31 94V93H30ZM48 94H50V95H53V94H51V93H48ZM48 94H44V95H48ZM129 94V93H128ZM151 94V93H150ZM167 94H169V93H167ZM181 94V93H180ZM201 94V93H200ZM229 94V93H228ZM240 94V93H239ZM246 94V93H245ZM38 95V94H37ZM36 95V96H37ZM42 95V94H41ZM40 95V96H41ZM55 95H57L56 94V92H55ZM76 94H74V96H75ZM82 95H84V94H82ZM103 96H104V94H102ZM152 95H153V93H152ZM154 95H156V94H154ZM158 95V94H157ZM161 95V94H160ZM159 95V96H160ZM176 95V94H175ZM232 95H233V93H232ZM235 95H237V96H239L237 93L235 94ZM235 95H233V96H235ZM248 95V94H247ZM64 96V95H63ZM85 96V95H84ZM91 96V95H90ZM100 96V95H99ZM102 96V97H103ZM140 96V95H139ZM165 96V95H164ZM182 96V95H181ZM34 97V96H33ZM59 97V96H58ZM60 97H61V95H60ZM78 97H79V94H78ZM83 97V96H82ZM114 97V96H113ZM133 97H134V95H133ZM138 97V96H137ZM141 97V96H140ZM155 97V96H154ZM157 97V96H156ZM172 98L174 97V94L172 93V96H171ZM170 97V99H172ZM183 97V96H182ZM230 97V96H229ZM232 97V96H231ZM236 97V96H235ZM235 97L233 98V99H235ZM241 97H243V98H245L244 97V94H243V96H241ZM241 97H238V98H241ZM248 97V96H247ZM246 97V98H247ZM250 97V96H249ZM91 98V97H90ZM107 98V97H106ZM105 98V99H106ZM135 98V97H134ZM164 98V97H163ZM175 98H177V96L175 97ZM175 98H173V100L175 99ZM237 97H236V100L238 99ZM26 99H28V98H26ZM31 99V98H30ZM36 99V98H35ZM39 99V98H38ZM41 99V98H40ZM39 99V100H40ZM44 99V98H43ZM42 99V100H43ZM56 99H57V97H56ZM59 99V98H58ZM89 99V98H88ZM104 99V98H103ZM104 99V100H105ZM122 99H124V98H122ZM121 99V100H122ZM155 99V98H154ZM158 99V98H157ZM165 99V98H164ZM179 99V98H178ZM242 99V98H241ZM250 98H247V101L249 100ZM37 100V99H36ZM80 100V99H79ZM103 100V101H104ZM109 100V99H108ZM120 99H119V101H121ZM128 100V99H127ZM181 100H182V98H181ZM191 100V99H190ZM243 100V102H244V100L245 99H242ZM241 100V101H242ZM48 100L46 99V102H47ZM52 101V100H51ZM61 101V100H60ZM74 101V100H73ZM88 101V100H87ZM98 101V100H97ZM97 101H96V103H97ZM131 100H129V102H130ZM172 101V100H171ZM193 101V100H192ZM10 102V101H9ZM49 102V101H48ZM63 102V101H62ZM82 102V101H81ZM91 102H92V100H91ZM102 102V101H101ZM104 102H106V100L104 101ZM108 102V101H107ZM112 102V101H111ZM122 102V101H121ZM125 102V101H124ZM133 102V101H132ZM170 102V101H169ZM177 102V101H176ZM205 102V101H204ZM242 102V103H243ZM253 102H255V100L253 101ZM257 102V101H256ZM39 103V102H38ZM50 103H52V102H50ZM54 103V102H53ZM99 103V102H98ZM113 103V102H112ZM149 103V102H148ZM178 103H180V102H178ZM177 103V104H178ZM215 103H216V101H215ZM215 103H214V105H215ZM218 103V102H217ZM245 103H247L246 101H245ZM48 104V103H47ZM63 104V103H62ZM81 104V103H80ZM93 104V103H92ZM100 104V103H99ZM126 104V103H125ZM129 104V103H128ZM133 104V103H132ZM170 104H171V102H170ZM176 104V105H177ZM181 104V103H180ZM180 104H178V105H180ZM188 104V103H187ZM46 105V104H45ZM54 105V104H53ZM53 105H50V107L51 106H53ZM82 105V104H81ZM89 105V104H88ZM91 105V104H90ZM101 105V104H100ZM133 105H135V104H133ZM137 105H139V103L137 104ZM151 105H152V103H151ZM208 106H209V103L207 104ZM130 106V105H129ZM147 106V105H146ZM150 106V105H149ZM186 106V105H185ZM191 106V105H190ZM243 106H244V104H243ZM64 107V106H63ZM62 107V108H63ZM74 107H75V105H74ZM85 107V106H84ZM92 107V106H91ZM90 107V108H91ZM102 107V106H101ZM144 107V106H143ZM158 107V106H157ZM159 107H160V104H159ZM178 107H180V106H178ZM200 107V106H199ZM250 107V106H249ZM52 108V107H51ZM82 108V107H81ZM80 108V109H81ZM99 108V107H98ZM113 108V107H112ZM117 108V107H116ZM127 108H129V107H127ZM131 108H133V107H131ZM136 108V107H135ZM140 109H141V107H139ZM145 108V107H144ZM149 108H151V107H149ZM184 108V107H183ZM8 109H10V108H8ZM68 109V108H67ZM77 109V108H76ZM83 109H85V108H83ZM122 109L124 110V108L122 107ZM134 109V108H133ZM152 109V108H151ZM153 109H155L154 107H153ZM152 109V110H153ZM194 109V108H193ZM208 109V108H207ZM234 109H235V107H234ZM249 109V108H248ZM2 110V109H1ZM70 110H72V108L70 109ZM82 110V109H81ZM91 110H92V108H91ZM98 110V109H97ZM117 110H119V109H117ZM145 110V109H144ZM150 110V109H149ZM157 110V109H156ZM156 110H155V113H156ZM209 110V109H208ZM219 110V109H218ZM223 110V109H222ZM241 110H244V109H242L241 108ZM240 110V111H241ZM252 110V109H251ZM257 110V109H256ZM5 111V110H4ZM41 111H42V109H41ZM46 111V110H45ZM52 111V110H51ZM83 111H85V110H83ZM100 111V110H99ZM138 111H139V109H138ZM142 111V110H141ZM171 111H172V108H171ZM211 111V110H210ZM236 111H237V109H236ZM253 111V110H252ZM252 111H250V112H248V113H246L247 115H245V113H244V115L242 114L241 115V113L239 112L238 113V115H239V118H237L238 120L237 121H241L240 119V117H244V116H247L246 117V119H245V117H244V120H245V122H247L248 124H246V125H249V127L250 128H253V130L255 131V129H259L260 127H263L264 128V123H257L256 122V118H258L257 117V114L260 112V111H262V110H260V111H258L257 110V113L256 114H253L252 113ZM7 112V111H6ZM10 112V111H9ZM39 112V111H38ZM46 112H48V110L46 111ZM132 112V111H131ZM130 112V113H131ZM145 112V111H144ZM152 112V111H151ZM221 112V111H220ZM223 113L225 112V110L224 111H222ZM242 112V111H241ZM254 113L256 112V111H253ZM8 113V112H7ZM23 113V112H22ZM30 113V112H29ZM70 114H71V112H69ZM96 113H99V112H96ZM96 113H93V115L94 116H96ZM129 113V112H128ZM127 113V114H128ZM148 113V112H147ZM154 113V114H155ZM157 113H158V111H157ZM217 113V112H216ZM227 112H225V114H226ZM243 113V112H242ZM249 113H251V114H249ZM3 114V113H2ZM14 114V113H13ZM16 114V113H15ZM17 114H19V113H17ZM25 114H28V112L27 113H25ZM77 114H79V112H77ZM113 115H114V113H112ZM116 114V113H115ZM149 114V113H148ZM163 114V113H162ZM173 114H175L176 115V113H174L173 112ZM182 114V113H181ZM199 114V113H198ZM206 114V113H205ZM218 114V113H217ZM220 114V113H219ZM227 114H229V113H227ZM249 114V115H248ZM262 113H260L259 114V117H261L260 115H261ZM30 115V114H29ZM91 115V114H90ZM117 115H118V112H117ZM117 115H114V116H117ZM131 115V114H130ZM133 115V114H132ZM160 115H161V113H160ZM166 115V114H165ZM172 115V114H171ZM170 115V116H171ZM183 115V114H182ZM263 115H264V113H263ZM13 116V115H12ZM23 116V115H22ZM57 116V115H56ZM55 116V117H56ZM85 116V115H84ZM108 116V115H107ZM114 116H112V119L114 118ZM149 116V115H148ZM168 116V114L165 116V117H167ZM174 116V115H173ZM178 116V115H177ZM228 116V115H227ZM90 117V116H89ZM120 118H121V116H119ZM151 117V116H150ZM169 117V116H168ZM211 117H212V113H211ZM80 118V117H79ZM96 118H97V116H96ZM106 118V117H105ZM110 118V117H109ZM139 118V117H138ZM172 118V117H171ZM210 118V117H209ZM216 118V117H215ZM232 118V117H231ZM68 119H70V118H68ZM85 119V118H84ZM104 119V118H103ZM108 119V118H107ZM111 119V118H110ZM117 119H119V118H117ZM136 119V118H135ZM146 119H147V117H146ZM156 119H158L157 117H156ZM164 119V117L162 118V120ZM172 119H174V118H172ZM183 119V118H182ZM4 120V119H3ZM39 120V119H38ZM43 120V119H42ZM56 120V119H55ZM61 120V119H60ZM59 120V121H60ZM71 120V119H70ZM77 120V119H76ZM97 120V119H96ZM104 120H106V119H104ZM123 120V119H122ZM148 120V119H147ZM166 120V119H165ZM169 119H167L166 121H168ZM176 120H177V117H176ZM186 120H188V119H186ZM233 120V119H232ZM264 120V119H263ZM45 121V120H44ZM48 121V120H47ZM56 121H58V120H56ZM116 121V119L114 120V122ZM125 121V119L123 120V123H125L124 122ZM133 121H134V119H133ZM137 121V120H136ZM153 121V120H152ZM161 121V120H160ZM159 121V122H160ZM164 121V120H163ZM163 121H161V123L163 122ZM166 121L165 122H163V124H162V128H163V125L166 123ZM259 121V120H258ZM53 122H54V120H53ZM52 121H51V123H53ZM61 122V121H60ZM77 122V121H76ZM75 122V123H76ZM82 122H84V121H82ZM85 122H86V120H85ZM103 122V121H102ZM105 122V121H104ZM108 122V121H107ZM106 122V123H107ZM117 123H118V121H116ZM115 122V123H116ZM127 122V121H126ZM145 122H146V120H145ZM154 122V121H153ZM153 122H150V124L151 123H153ZM158 122V123H159ZM176 122H178L179 123V121L177 120ZM209 122V121H208ZM3 123V122H2ZM5 123V122H4ZM16 123V122H15ZM19 123H20V121H19ZM19 123H17V124H19ZM50 122H48V124H49ZM56 123V122H55ZM66 123V122H65ZM72 123H74V122H72ZM101 123V122H100ZM109 123V122H108ZM110 123H111V121H110ZM113 123V122H112ZM114 123V124H115ZM121 123V122H120ZM128 123V122H127ZM126 123V124H127ZM171 123V120H170V122L168 123V124H170ZM173 123V122H172ZM174 123H175V120H174ZM177 123V124H178ZM218 123V122H217ZM238 123V122H237ZM11 124H12V122H11ZM20 124H22V123H20ZM19 124V126L21 127V126H24V125H20ZM80 124H81V122H80ZM83 124V123H82ZM94 124V123H93ZM93 124L91 123V124H87L86 125V128L85 129H91L92 127H94L93 126ZM98 124V123H97ZM133 124V123H132ZM138 124V123H137ZM147 124V123H146ZM150 124H147V125H150ZM153 124H155V122L153 123ZM160 124V123H159ZM203 124V123H202ZM58 125H60V124H57V126ZM62 125H64L63 123H62ZM69 125H70V123H69ZM68 125V126H69ZM76 125V124H75ZM74 125V126H75ZM77 125H79V123H77ZM84 125V124H83ZM102 125V124H101ZM101 125H96L95 127H94V129H97L98 127L100 128V130L101 129H103L104 127L103 126H101ZM107 125V124H106ZM117 124H115L114 126H116ZM125 125V124H124ZM134 125V124H133ZM157 125V124H156ZM172 125V124H171ZM170 125V126H171ZM186 125V124H185ZM223 125V124H222ZM32 126V125H31ZM92 126V127H91ZM111 126H112V124H111ZM118 126H120V125H117V127ZM122 126V125H121ZM136 126V125H135ZM151 126H153V125H151ZM168 126V125H167ZM176 126V125H175ZM7 127V125L5 126V128ZM15 127H17V126H15ZM19 127V128H20ZM27 127V126H26ZM29 127V126H28ZM73 127V126H72ZM109 127V126H108ZM126 127V126H125ZM137 127V126H136ZM146 128V125H144L143 126V128ZM149 127V126H148ZM159 127H161V126H158V128ZM165 127V126H164ZM207 127V126H206ZM219 127V126H218ZM233 127V126H232ZM235 127V126H234ZM4 128V129H5ZM8 128V127H7ZM22 128V127H21ZM55 128V127H54ZM70 128V127H69ZM99 128L97 129V130H99ZM107 128V127H106ZM155 128H157V126L155 127ZM155 128L153 129V130H155ZM157 128V129H158ZM170 128V127H169ZM178 128V127H177ZM188 128V127H187ZM229 128V127H228ZM238 128V127H237ZM236 128V129H237ZM56 129V128H55ZM77 129V128H76ZM93 129V128H92ZM92 129L90 130V131H92ZM138 129V128H137ZM171 129V128H170ZM185 129V128H184ZM222 130H223V128H221ZM27 130H29V129H27ZM65 130V129H64ZM68 130V129H67ZM66 130V131H67ZM71 130H73V129H71ZM80 130V129H79ZM104 130V129H103ZM128 130V129H127ZM182 130V129H181ZM249 130H252V129H249ZM5 131V130H4ZM39 131V130H38ZM82 131V130H81ZM89 131V132H90ZM102 131V130H101ZM100 131V132H101ZM139 130H137L136 132H138ZM144 131H145V129H144ZM147 131H149V129H147ZM162 131V130H161ZM163 131H164V129H163ZM244 131V130H243ZM247 131V130H246ZM1 132V131H0ZM34 132H36V131H34ZM49 132V131H48ZM94 132H96L95 130H94ZM104 132V131H103ZM108 132V131H107ZM131 132V131H130ZM133 132H134V129H133ZM153 132V131H152ZM151 132V133H152ZM181 132V131H180ZM220 132V131H219ZM240 132V131H239ZM252 132V131H251ZM7 133V132H6ZM18 133V132H17ZM27 133H29V132H27ZM51 132H49V134H50ZM56 133V132H55ZM55 133H53V137H54V134ZM67 133L68 132H66V135H67ZM82 133V132H81ZM85 133V132H84ZM93 133V132H92ZM99 133V132H98ZM98 133H96V134H98ZM112 133V132H111ZM148 133V132H147ZM154 133V132H153ZM157 133V131L155 132V134ZM159 133V132H158ZM229 133V132H228ZM241 133V132H240ZM253 133V132H252ZM19 134V133H18ZM17 134V135H18ZM30 134V133H29ZM29 134H28V136H29ZM31 134L33 135V133L31 132ZM36 134V133H35ZM42 133H38V135H41ZM45 134H46V132H45ZM59 134V133H58ZM72 134V133H71ZM76 134H78L77 133V131H76ZM95 134V133H94ZM95 134V135H96ZM135 133H133V135H134ZM144 134V133H143ZM172 134H175V132L174 133H172ZM230 134V133H229ZM232 134V133H231ZM235 134V133H234ZM248 134H249V131H248ZM257 134V133H256ZM262 134V133H261ZM16 135V134H15ZM37 135V134H36ZM47 135H48V133H47ZM51 135V134H50ZM60 135V134H59ZM63 135V134H62ZM68 135H70V134H68ZM80 135V134H79ZM86 135H88V134H86ZM94 135V136H95ZM131 135V134H130ZM209 135V134H208ZM225 135V134H224ZM6 136V135H5ZM26 136H27V134H26ZM34 136V135H33ZM42 136L43 135H41V138H42ZM64 136V135H63ZM77 136V135H76ZM91 136V135H90ZM108 137L110 136L109 134L107 135ZM124 136V135H123ZM144 136V135H143ZM154 136H156V135H154ZM173 136V135H172ZM227 136V135H226ZM225 136V137H226ZM231 136V135H230ZM249 136V135H248ZM264 136V135H263ZM1 137V136H0ZM23 137V136H22ZM35 137V136H34ZM34 137H33V140L32 141H37V139L36 140H34ZM37 137V136H36ZM56 138H58V137H60V136H55ZM68 137V136H67ZM71 137V136H70ZM80 137V136H79ZM86 137V136H85ZM88 137H89V135H88ZM92 137V136H91ZM97 137V136H96ZM142 137V136H141ZM141 137H138V138H141ZM145 138L147 137V134L144 136ZM149 137V136H148ZM151 137V136H150ZM153 137V136H152ZM175 137V136H174ZM191 137V136H190ZM197 137V136H196ZM205 137V136H204ZM211 137V136H210ZM213 137V136H212ZM218 137V136H217ZM240 137H241V134H240ZM6 138V137H5ZM4 138V139H5ZM21 138V137H20ZM24 138H26L25 137V135H24V137L22 138V139H24ZM49 138H50V136H49ZM66 138V137H65ZM78 138V137H77ZM87 138V137H86ZM95 138V137H94ZM101 137H99V139H100ZM120 138H122V136L120 137ZM134 138V137H133ZM137 138V139H138ZM156 138H157V136H156ZM161 138H163V137H161ZM233 138V137H232ZM238 138V137H237ZM257 138V137H256ZM263 138V137H262ZM2 139H3V136H2ZM10 139V138H9ZM8 139V140H9ZM18 139H19V137H18ZM44 139V138H43ZM53 139V138H52ZM62 139V138H61ZM63 139H64V137H63ZM69 139V138H68ZM85 139V138H84ZM123 139V138H122ZM144 139V138H143ZM188 139V138H187ZM185 139V140H181V141H179V142H177V144H174V148H175V145L176 146H178L177 148H178V150H180V153H179V158H183V150H185V149H188L189 150V148H191V146L194 144L193 143V140L192 139ZM213 139V138H212ZM241 139V138H240ZM259 139V141H260V138H257V140ZM0 140H1V138H0ZM11 140V139H10ZM19 140H21V139H19ZM26 140H28V139H26ZM25 140V141H26ZM54 140V139H53ZM66 140H67V138H66ZM74 140V139H73ZM77 140V139H76ZM91 140V139H90ZM94 140V139H93ZM152 140H153V138H152ZM161 140V139H160ZM165 140V139H164ZM250 140H253V139H250ZM264 140V139H263ZM32 141H30V142H32ZM39 141H40V139H39ZM64 141V140H63ZM85 141V140H84ZM87 141V140H86ZM107 141V140H106ZM139 141H140V139H139ZM151 141V140H150ZM149 141V142H150ZM154 141V140H153ZM156 141V140H155ZM208 141V140H207ZM219 141V140H218ZM239 141V140H238ZM242 141H243V139H242ZM241 141V142H242ZM11 142V141H10ZM17 142H19V141H17ZM27 142L29 143V141H26V144H27ZM38 142V141H37ZM44 142V141H43ZM47 142V141H46ZM45 142V143H46ZM54 142V141H53ZM59 142H62V141H59ZM71 142V141H70ZM76 142V141H75ZM80 142V141H79ZM78 142V143H79ZM83 142V141H82ZM93 142H97V141H92V144H93ZM137 142V141H136ZM142 142V141H141ZM146 142H148V140L146 141ZM148 142V143H149ZM197 142H199V141H197ZM210 142V141H209ZM251 142V141H250ZM261 142V141H260ZM12 143V142H11ZM10 143V144H11ZM20 143H22V142H20ZM32 143H34V142H32ZM31 143V144H32ZM36 143V142H35ZM50 143V142H49ZM77 143V142H76ZM88 144H89V142H87ZM91 143V142H90ZM106 143V142H105ZM138 143V142H137ZM150 143H152V141L150 142ZM157 143H159V140H158V142ZM156 143V144H157ZM166 143H168V142H166ZM216 143V142H215ZM219 143V142H218ZM1 144H2V142H1ZM43 144V143H42ZM55 144H57V143H55ZM60 144V143H59ZM66 144V143H65ZM64 144V145H65ZM73 144V143H72ZM71 144V145H72ZM82 144V143H81ZM84 144H86V143H84ZM100 144V143H99ZM153 145H154V143H152ZM197 144V143H196ZM199 144V143H198ZM202 144V143H201ZM225 144V143H224ZM236 144V143H235ZM16 145H17V143H16ZM19 145V144H18ZM30 145V144H29ZM36 145V144H35ZM64 145H62V146H64ZM67 145V144H66ZM91 145V144H90ZM136 145V144H135ZM150 145V144H149ZM172 145V144H171ZM239 145V144H238ZM237 145V146H238ZM260 145V144H259ZM5 146V145H4ZM20 146V145H19ZM43 146H45V145H43ZM42 146V147H43ZM53 146V145H52ZM52 146H51V148H52ZM59 146V145H58ZM74 146V145H73ZM76 146H79V145H76ZM75 146V147H76ZM83 146H86V145H83ZM110 146V145H109ZM114 146V145H113ZM151 146V145H150ZM156 146V145H155ZM199 146V145H198ZM207 146H208V144H207ZM246 146V145H245ZM21 147V146H20ZM49 147V146H48ZM48 147H47V149H48ZM57 147V146H56ZM74 147V148H75ZM82 147V146H81ZM87 147V146H86ZM104 146H102V147H100L99 146V148L98 149H100V148H103ZM105 147H107V145L105 146ZM104 147V148H105ZM118 147V146H117ZM140 147H142V146H140ZM211 148L213 147V145H211L210 146ZM227 147V146H226ZM30 148H33L32 146L30 147ZM44 148H46V147H44ZM61 148H63V147H60V148H58L57 147V149H61ZM68 148V147H67ZM78 148V147H77ZM88 148V147H87ZM96 148V149H97ZM121 148V147H120ZM149 148V147H148ZM155 148V147H154ZM202 148V147H201ZM217 148V147H216ZM225 148V147H224ZM232 148V147H231ZM234 148V147H233ZM36 149V148H35ZM70 149H72L71 147H70ZM81 149V148H80ZM83 149V148H82ZM86 149V148H85ZM92 149V148H91ZM199 149V148H198ZM242 149V148H241ZM244 149V148H243ZM249 150L250 149V145H248L246 148H245V150ZM252 149V148H251ZM8 149L6 148V151H7ZM11 150V149H10ZM28 150V149H27ZM40 150V149H39ZM53 150H54V148H53ZM61 150H63V149H61ZM64 150H65V148H64ZM68 150V149H67ZM77 150H79V149H77ZM88 150V149H87ZM94 150V148L92 149V151ZM103 150V149H102ZM109 150H112V149H109ZM115 150V149H114ZM113 150V151H114ZM148 150V149H147ZM147 150H144V153L145 152H147ZM211 150V149H210ZM209 150V151H210ZM219 150V149H218ZM254 150V149H253ZM263 150V149H262ZM22 151V150H21ZM30 151H31V149H30ZM30 151H28V152H30ZM50 151H52V150H50ZM73 151H74V149H73ZM76 151V150H75ZM82 151V150H81ZM101 151V150H100ZM100 151H99V153H100ZM128 151V150H127ZM159 151V150H158ZM161 151H164V150H161ZM194 151V150H193ZM226 151V150H225ZM227 151H230L229 149H227ZM240 151V153L242 154V151L241 150H239ZM27 152V153H28ZM49 152V151H48ZM55 152V151H54ZM63 152H65V151H63ZM111 152V151H110ZM115 152V151H114ZM122 152H124V151H122ZM142 152H143V150H142ZM142 152H141V154H142ZM199 152L201 153V150H199ZM202 152H203V150H202ZM224 152V151H223ZM236 152V151H235ZM247 152V151H246ZM249 152V151H248ZM256 152H258V151H255L254 153H256ZM7 153V152H6ZM26 153V154H27ZM35 153H37V152H35ZM75 153L76 152H74V154L73 155H75ZM84 153V152H83ZM88 153V152H87ZM86 153V154H87ZM98 153V152H97ZM96 153V154H97ZM120 154L121 155V153L120 152H117L116 151V155L117 154ZM125 154H126V151L124 152ZM140 153V152H139ZM185 153V152H184ZM196 153V152H195ZM198 153V152H197ZM196 153V154H197ZM206 153H208V149H207V151H206ZM205 153V154H206ZM221 153V152H220ZM219 153V154H220ZM231 153H233V152H231ZM244 153V152H243ZM253 153V152H252ZM259 153V152H258ZM260 153H261V151H260ZM264 153V152H263ZM9 154H11V153H9ZM50 154V153H49ZM51 154H54V153H52L51 152ZM50 154V155H51ZM56 154V153H55ZM68 154H69V152H68ZM67 154V155H68ZM124 154V155H125ZM133 154V153H132ZM137 154V153H136ZM135 154V155H136ZM147 154V153H146ZM145 154V155H146ZM199 154V153H198ZM235 154V153H234ZM241 154H240V156H241ZM245 154V153H244ZM243 154V155H244ZM12 155H13V153H12ZM30 155V154H29ZM66 155V154H65ZM70 155V154H69ZM68 155V156H69ZM84 155V154H83ZM120 155H117L118 157L120 156ZM129 155V154H128ZM143 155V154H142ZM145 155H143V156H145ZM148 155V154H147ZM146 155V156H147ZM225 155V154H224ZM238 155V154H237ZM248 155V154H247ZM246 155V156H247ZM250 155H251V153H250ZM249 155V156H250ZM253 155V154H252ZM255 155V154H254ZM9 156V155H8ZM11 156V155H10ZM41 156V155H40ZM86 156H88V155H86ZM86 156H84V160L85 159H87V158H85ZM98 156V155H97ZM116 156V157H117ZM123 156V155H122ZM139 156V155H138ZM141 156V155H140ZM154 156H156V155H154ZM164 156V155H163ZM173 156H175V155H173ZM7 157V156H6ZM60 157V156H59ZM62 157V156H61ZM64 157V156H63ZM66 157V156H65ZM72 157V156H71ZM83 157V156H82ZM107 157V158H106ZM106 159H108V157L109 156H107V154H106ZM117 157V158H118ZM125 157H127V156H125ZM124 157V158H125ZM157 157V156H156ZM185 157V156H184ZM189 157V156H188ZM211 157V156H210ZM214 158H216L215 156H213ZM234 158H228V157H225V158H219V159H217V165H215L216 167L215 168H213V169H208V168H206V167H204V165H203V168H202V166H201V164L200 163H198L197 162V164H195V165H197V167L195 166L194 168H193V170L192 171H189V174L190 175H186V176H184V178H182V182H185L186 184H187V186L186 187H188L189 188V186H193V189H187V190H173L172 191V193H176V197H177V201L173 204V205H165V204H163V203H161V204H156L155 203V207L153 208V211L154 212H156L157 213V215H159L160 217H162V219L163 220H168V222L169 221H179L178 222V226L179 227H183V226H185V223L183 222V221H180V217H181V215L182 214H184V215H186V218L188 217V221H186L187 222V224H190L188 227H186V229L187 230H184L185 231V235H184V239H181V240H177L176 242H173V243H171L169 246H168V244H166V242H164L165 241V238L163 239V241H161V242H157L158 240H155L156 238H157V236H158V234H157V231H155V230H153V231H155V233H156V235L155 236H150L149 238H150V240H149V238H147V237H139L138 236V238L136 239V243L135 244H137V245H141L142 247H143V251H145L146 253H149V255L151 254H156V259L155 260H157V261H163V259H167L168 258V256H173L174 258H179V259H185V258H188V259H190V257L192 256V255H194V254H196V253H198V254H203L204 255V258H205V255H207V254H210V252H212V248H214V245H213V243H214V239H215V236L214 235H212V231H218V230H223V232L222 233H224V234H226L227 233V235L228 234H233V233H235V232H238V231H244V230H246V229H249V228H253L254 226H256L257 224H261V222H262V220H260L261 218H259V217H257V216H250V215H246V214H248L249 212L247 211V212H245L244 213V209L245 208H247L246 206H247V204H246V202H244V200H243V198H241L240 200H239V202L237 203V204H232V203H230V204H226V202L224 203V202H221L220 201V197H218L216 194H214L213 193V190L212 191H210V190H208V188L204 185V183L205 182H208V180H210L211 179V181H213V185H214V187H216V186H219L220 187V185L222 184V185H227V187H232V188H237L238 186H240V185H244V183H246V182H249V181H253V180H255V179H259V178H261V176H262V174H260L261 172H260V170H258V169H254V168H247L243 163H242V159L243 160H245L246 161V159H244L243 157H241V160H240V158L238 159V161H236V160H234L235 159V156H233ZM254 157V156H253ZM37 158H42V157H38L37 156ZM37 158H35V159H37ZM67 158V157H66ZM70 158V157H69ZM91 158H93V157H91ZM117 158H116V161L118 162V160H117ZM130 158H132V157H130ZM129 158V159H130ZM134 158H135V156H134ZM139 158H141V157H139ZM144 158V157H143ZM192 158V157H191ZM255 158H256V156H255ZM0 159H3V158H0ZM63 159V158H62ZM81 159H83V158H81ZM97 159V158H96ZM99 159V158H98ZM121 159H123V158H121ZM137 159V158H136ZM142 159V158H141ZM200 159V158H199ZM252 159H254V158H252ZM8 160V159H7ZM10 160V159H9ZM28 160V159H27ZM26 160V161H27ZM38 160V159H37ZM92 160H94V158L92 159ZM105 160V159H104ZM111 160V159H110ZM109 160V161H110ZM124 160H127L126 158L124 159ZM124 160H123V163H121V165L122 164H124L125 162H124ZM180 161H181V159H179ZM179 160H176V158H173V159H167V160H163V161H160L159 159H151V158H145L144 159V163H142L141 162V166H137V168H133V169H131V170H124V166L126 165V163H125V165H123L122 166V168L123 169H121L120 167V164H119V166L120 167H118V166H116V169L118 170V171H120V173H122V172H125V178H126V182H128L127 183V186L129 187L128 189H129V191L132 193V194H135V192H134V187L135 186H144L145 188H147V190L149 191V192H151L152 191V189H154L153 187H155V188H166V190H168V189H171V186H173V184H169V185H167V181H169L170 180V178H173V180L175 181L178 177H179V175L181 174V172L178 170L179 169V166L177 165L178 163H179ZM193 160V159H192ZM202 160H204V158L202 159ZM207 160V159H206ZM251 160V159H250ZM257 160V159H256ZM3 161H5V159H3ZM11 161H13V159H11ZM15 161V160H14ZM26 161H24L25 163H26ZM41 162H42V160H40ZM52 162H53V160H51ZM65 161V160H64ZM108 161V160H107ZM122 161V160H121ZM128 161V160H127ZM196 161V160H195ZM213 160H211V162H212ZM249 161V160H248ZM260 161V160H259ZM0 162H1V160H0ZM10 162V161H9ZM73 162H74V160H73ZM95 163H96V160L94 161ZM117 162H116V164H117ZM12 163V162H11ZM37 163V162H36ZM49 163V162H48ZM76 163H78V161L76 162ZM90 163H91V161H90ZM89 163V164H90ZM93 163V162H92ZM99 163V161L97 162V164ZM109 163V162H108ZM119 163V162H118ZM193 163V162H192ZM206 163V162H205ZM247 163V162H246ZM262 163V162H261ZM13 164V163H12ZM42 164V163H41ZM72 164V163H71ZM104 164V163H103ZM106 164V163H105ZM130 164V163H129ZM128 164V165H129ZM202 164H204V163H202ZM207 164V163H206ZM258 164V163H257ZM76 165V164H75ZM95 165V164H94ZM131 165V164H130ZM129 165V166H130ZM264 165V164H263ZM76 166H78V165H76ZM96 166V165H95ZM209 166V165H208ZM20 167V166H19ZM40 167V166H39ZM83 167H85V166H83ZM131 167V166H130ZM66 168V167H65ZM90 168V167H89ZM120 168V169H119ZM125 168H129L128 166H126ZM206 168V169H205ZM18 169V168H17ZM46 169V168H45ZM48 169V171H49V167L47 168ZM51 169V168H50ZM58 169V168H57ZM69 169V168H68ZM73 169V168H72ZM103 169V168H102ZM106 169V168H105ZM104 169V170H105ZM107 169H109L108 167H107ZM260 169V168H259ZM4 170V169H3ZM22 170H24V169H22ZM261 170H262V168H261ZM6 171V170H5ZM27 171V170H26ZM40 171V170H39ZM78 171V170H77ZM97 171V170H96ZM95 171V172H96ZM183 171V170H182ZM186 171V170H185ZM187 171H188V169H187ZM16 172H17V170H16ZM41 172V171H40ZM43 172H44V170H43ZM49 172H51V171H49ZM52 172H53V169H52ZM55 172V171H54ZM69 172V171H68ZM67 172V173H68ZM73 172V171H72ZM100 172V171H99ZM98 171H97V173H99ZM101 172H103V170L101 171ZM101 172H100V174H101ZM17 174V173H16ZM24 174V173H23ZM26 174V173H25ZM47 175H48V173H46ZM80 174H82V173H80ZM96 174V173H95ZM99 174V175H100ZM1 175H2V173H1ZM0 175V176H1ZM8 176V174L6 173L5 174V176ZM46 175V176H47ZM55 175V174H54ZM53 175V176H54ZM57 175V174H56ZM60 175V174H59ZM4 176V175H3ZM4 176V177H5ZM28 176H29V174H28ZM45 176V175H44ZM60 176H62V175H60ZM75 176V175H74ZM77 176V175H76ZM116 176V175H115ZM121 176H122V174H121ZM2 177V176H1ZM15 177V176H14ZM13 177V178H14ZM24 177V176H23ZM22 177V178H23ZM33 177V176H32ZM55 177V176H54ZM58 177V176H57ZM112 177H114V176H112ZM3 178V177H2ZM8 178V177H7ZM52 178V177H51ZM60 178V177H59ZM74 178V177H73ZM76 178V177H75ZM78 178H80V177H78ZM103 178H105V177H103ZM125 178H124V181H125ZM5 179V178H4ZM50 179V178H49ZM55 179V178H54ZM57 179V178H56ZM61 179H62V177H61ZM81 179V178H80ZM179 179V178H178ZM58 180V179H57ZM60 180V179H59ZM65 180V179H64ZM67 180V179H66ZM74 180V179H73ZM188 180L190 181V182H188ZM7 181V180H6ZM51 181H53L52 179H51ZM78 181V180H77ZM104 181V180H103ZM177 181V180H176ZM258 181V180H257ZM1 182H3V181H1ZM23 182V181H22ZM74 182V181H73ZM91 182H93V179H92V181ZM105 182V181H104ZM24 183V182H23ZM38 183V182H37ZM56 183H57V181H56ZM60 183V182H59ZM76 183V182H75ZM84 183V182H83ZM181 183V182H180ZM185 183H182L183 185L185 184ZM209 183V182H208ZM208 183H206V184H208ZM28 184V183H27ZM39 184V183H38ZM58 184V183H57ZM65 184V183H64ZM82 184V183H81ZM124 184V183H123ZM212 184V183H211ZM210 184V185H211ZM5 185V184H4ZM16 185V184H15ZM30 185V184H29ZM37 185V184H36ZM40 186H41V184H39ZM39 185H38V188H39ZM60 185V184H59ZM78 185V184H77ZM100 185V184H99ZM152 185H154L153 187H152ZM159 185V186H158ZM1 186V185H0ZM18 186V185H17ZM80 186V185H79ZM81 186H83V185H81ZM88 186V185H87ZM103 186V185H102ZM107 186V185H106ZM119 186V185H118ZM212 186V185H211ZM16 187V186H15ZM14 187V188H15ZM31 187L33 188V186L31 185ZM31 187H29V188H31ZM63 187V186H62ZM77 187V186H76ZM113 187V186H112ZM124 187V186H123ZM174 187V186H173ZM249 187V186H248ZM252 187H254V186H252ZM43 188V187H42ZM59 188V187H58ZM67 189L69 188V187H66ZM79 188V187H78ZM85 188H90V187H86V185H85ZM85 188H80L79 189V191H78V189L76 190V192H70L69 194H68V191L65 193V194H63V195H65L66 196V194H68V196H66L65 198H69V199H71L70 201H71V203H72V205H73V209L75 210V211H77V212H80V211H87L86 213L87 214H89V212H93V211H98V209L100 208V204H98L102 199H104V197H102L101 199H100V201H98V200H96L97 198L94 196H91V194H90V192H88ZM92 188V187H91ZM98 188H100V187H98ZM109 188V187H108ZM114 188V187H113ZM127 188V187H126ZM177 187H175V189H176ZM238 188H240V187H238ZM6 189V188H5ZM16 189V188H15ZM27 189V188H26ZM37 189V188H36ZM70 189V188H69ZM75 189V188H74ZM73 189V190H74ZM120 190H122V189H124V188H121V186H120V188H119ZM183 189V188H182ZM219 189V188H218ZM247 189V188H246ZM1 190V189H0ZM4 190V189H3ZM10 190V189H9ZM21 189L19 188V190L18 191H20ZM23 190V189H22ZM28 190V189H27ZM33 190V189H32ZM38 190V189H37ZM43 190V189H42ZM73 190H71V191H73ZM95 190V189H94ZM97 190V189H96ZM95 190V191H96ZM100 192H101V190L100 189H98ZM97 190V191H98ZM103 190V189H102ZM112 190H115V189H112ZM125 190V189H124ZM146 190V189H145ZM147 190L145 191V192H147ZM5 191V190H4ZM13 191L14 190H12V193H13ZM24 191V190H23ZM22 191V192H23ZM36 191V190H35ZM39 191V190H38ZM64 191V190H63ZM75 191V190H74ZM89 191H91V190H89ZM97 191H96V193H97ZM129 191H128V193H129ZM144 191V190H143ZM222 191V190H221ZM233 191V190H232ZM236 191V190H235ZM251 191V190H250ZM10 192V191H9ZM21 192V191H20ZM26 192V191H25ZM37 192V191H36ZM43 192V191H42ZM41 192V193H42ZM48 192V191H47ZM57 192V191H56ZM144 192V193H145ZM163 192V191H162ZM236 192H238V191H236ZM44 193V192H43ZM95 193V192H94ZM94 193H93V195H94ZM99 193V192H98ZM97 193V194H98ZM116 193H117V191H116ZM17 194H18V192H17ZM25 194H28V192L27 193H25ZM40 194V193H39ZM105 194V193H104ZM108 194H110V193H108ZM147 194H148V192H147ZM166 194V193H165ZM224 194V193H223ZM222 194V195H223ZM239 194V193H238ZM3 195H6V194H3ZM8 195V194H7ZM20 195H21V193H20ZM37 195V194H36ZM50 195V194H49ZM99 195V194H98ZM159 195V194H158ZM225 195V194H224ZM234 195V194H233ZM9 196H11V195H9ZM14 196H15V194H14ZM17 197L19 196V194L18 195H16ZM38 196V195H37ZM41 196V195H40ZM99 196H101V195H99ZM104 196V195H103ZM114 196H117V194H115ZM126 196L128 197V195H127V191H126ZM144 196V195H143ZM162 196V195H161ZM244 196V195H243ZM12 197V196H11ZM23 197L26 199V201H27V197H26V195L24 196L23 195ZM35 197V196H34ZM43 197H44V195H43ZM51 197V196H50ZM49 196H48V198H50ZM53 197V196H52ZM141 197H142V195H141ZM164 197H165V195H164ZM227 197V196H226ZM250 197V196H249ZM7 199L9 198V197H6ZM6 198H4L5 199V201H6ZM33 198V197H32ZM36 198V197H35ZM46 198V197H45ZM44 198V199H45ZM223 198H224V196H223ZM228 199H229V197H227ZM227 198H224V199H227ZM230 198H231V195H230ZM12 199H13V197H12ZM11 199V200H12ZM30 199V198H29ZM54 199V198H53ZM154 199V198H153ZM222 199V198H221ZM232 199V198H231ZM237 199V198H236ZM9 200V199H8ZM14 200V199H13ZM17 200H19L18 198H17ZM22 200V198L20 199V201ZM42 200V199H41ZM48 201H49V199H47ZM108 200V199H107ZM106 200V201H107ZM151 200H152V198H151ZM150 200V201H151ZM155 200V199H154ZM1 201H3V200H1ZM20 201H17L18 203H16V204H19V203H21ZM37 201V200H36ZM44 201V200H43ZM46 201V200H45ZM136 201V200H135ZM173 201V200H172ZM171 201V202H172ZM222 201H223V199H222ZM227 201V200H226ZM235 201V200H234ZM6 202H9V201H6ZM12 202V201H11ZM16 202V201H15ZM14 202V203H15ZM22 202H24V200H22ZM39 202V201H38ZM55 202V201H54ZM101 202H103V201H101ZM109 202V201H108ZM112 202V201H111ZM118 202V201H117ZM116 202V204L115 205H120V204H118ZM154 202V201H153ZM2 203V202H1ZM10 203V202H9ZM49 203V202H48ZM56 203V202H55ZM115 203V202H114ZM113 203V204H114ZM137 203V202H136ZM40 204H41V202H40ZM59 205H61L60 203H58ZM102 204V203H101ZM108 204H110V203H108ZM107 204V205H108ZM121 204H123V203H121ZM167 204V203H166ZM2 205V204H1ZM21 205H22V203H21ZM20 205V206H21ZM24 205V204H23ZM42 205V204H41ZM63 205V204H62ZM125 205V204H124ZM127 205H128V203H127ZM250 205V204H249ZM11 206V205H10ZM14 206V205H13ZM25 206H28L29 207V205H25ZM31 206H33V205H31ZM30 206V207H31ZM43 206V205H42ZM51 206H53V204L51 203ZM55 206V205H54ZM102 207H105L103 204L101 205ZM110 205H108V207H109ZM116 206V207H117ZM150 206H151V203H150ZM41 207V206H40ZM39 207V208H40ZM46 207V206H45ZM49 207V206H48ZM47 207V208H48ZM115 207V208H116ZM127 207H129V206H127ZM134 207V206H133ZM140 207V206H139ZM263 207V206H262ZM3 208V207H2ZM12 209H13V207H11ZM16 210L18 209V207L16 208V207H14ZM32 208V207H31ZM31 208H29V209H31ZM34 208V207H33ZM33 208H32V212H34L33 211ZM47 208H45V209H47ZM53 208V207H52ZM52 208H49L50 210L52 209ZM66 208V207H65ZM70 208V207H69ZM120 208H122V207H120ZM251 208V207H250ZM257 208V207H256ZM259 208V207H258ZM0 209H1V206H0ZM22 209H26V207H23L22 206ZM22 209L20 210V208L18 209V210H20L21 211V213H22V216H24L23 215V212L25 211H23L22 212ZM55 209V208H54ZM54 209H52V210H54ZM56 209H58V208H56ZM56 209L54 210V215H56V213L58 212V211H56ZM62 209H64V206H63V208ZM61 208L59 209V210H62ZM72 209V208H71ZM111 209V208H110ZM118 209H119V206H118ZM249 209V208H248ZM17 210V211H18ZM27 210V209H26ZM38 210V209H37ZM39 210H42V209H39ZM39 210L38 211H36V213L37 212H39ZM52 210H51V212H52ZM67 210H69V209H67ZM103 210H104V208H103ZM120 210V209H119ZM132 210V209H131ZM138 210H139V208H138ZM140 210H142V209H140ZM139 210V211H140ZM259 210V209H258ZM2 211H3V209H2ZM11 211V210H10ZM9 211V212H10ZM43 211V210H42ZM42 211H41V213H42ZM47 211V210H46ZM65 211V210H64ZM102 211V210H101ZM128 211H129V209H128ZM145 211H146V209H145ZM152 211V212H153ZM207 211V213H210V214H212V217H211V219H209L210 218V216L208 217V219L209 220H207L206 222H202V223H200V224H192V222L194 221L195 222V220H196V216L199 214H201V213H203V212H206ZM224 212V214L222 215V216H219L220 214V212ZM4 212V211H3ZM19 212V211H18ZM16 213V214H20V213ZM51 212H50V214H51ZM68 212V211H67ZM72 212H74L73 210H72ZM132 212V211H131ZM133 212H135V211H133ZM141 212H143V210L141 211ZM185 212V213H184ZM251 212V211H250ZM29 213V212H28ZM27 213V214H28ZM69 213V212H68ZM68 213H67V215H68ZM71 213V212H70ZM129 213H130V211H129ZM139 213V212H138ZM29 214H32V213H29ZM43 214V213H42ZM102 214V213H101ZM141 214V213H140ZM261 214V213H260ZM9 215H11L10 213H9ZM40 215V214H39ZM47 215H48V213H47ZM65 215H66V212H65ZM73 215V214H72ZM135 215H136V213H135ZM149 215V214H148ZM154 215V214H153ZM156 215V214H155ZM156 215V216H157ZM203 215V214H202ZM263 215H264V213H263ZM2 216V215H1ZM4 216V215H3ZM14 216V215H13ZM46 216V215H45ZM45 216H43V218L45 219V220H43L44 222L46 221V217ZM51 216H52V218H53V214H51ZM58 216V215H57ZM61 216H62V214H61ZM98 216V215H97ZM113 216V215H112ZM132 216V215H131ZM201 216V215H200ZM60 217V216H59ZM120 217V216H119ZM129 217V216H128ZM149 217V216H148ZM164 217V218H163ZM204 217V216H203ZM202 217V218H203ZM249 217H250V219H249ZM31 218V217H30ZM51 218V219H52ZM54 218H55V220H59V219H57L55 216H54ZM53 218V219H54ZM62 218V217H61ZM68 218V217H67ZM76 218H78V217H76ZM156 218H158V217H156ZM182 218V217H181ZM245 218V219H244ZM246 218H248L249 219V224H248V226L246 227V224H244V222H243V220H245L246 221ZM263 218V217H262ZM15 219V218H14ZM18 219V218H17ZM66 219V218H65ZM79 219V218H78ZM110 219H112V218H110ZM146 219H147V217H146ZM11 220V219H10ZM31 220V219H30ZM61 220V219H60ZM77 220V219H76ZM114 220V219H113ZM120 220V219H119ZM153 220V219H152ZM155 220H157V219H155ZM163 220H161V221H163ZM192 220V221H191ZM2 221V220H1ZM13 221V220H12ZM15 221H17V220H15ZM22 221V220H21ZM23 221H25V220H23ZM49 221H50V218H49ZM54 221V220H53ZM52 221V222H53ZM63 221H65L64 220V218H63ZM73 222H74V220H72ZM112 221V220H111ZM116 221V220H115ZM159 221H160V219H159ZM197 221V220H196ZM200 221V220H199ZM228 221H232V223H229L228 224V226H226L225 227V224H227V222ZM18 222V221H17ZM30 222V221H29ZM54 222H56L57 223V221H54ZM62 222V221H61ZM69 222V221H68ZM71 222V221H70ZM103 222V221H102ZM112 222H114V221H112ZM157 222V221H156ZM6 223V222H5ZM28 223V222H27ZM34 223V222H33ZM36 223V222H35ZM47 223V222H46ZM51 223V222H50ZM62 223H64V222H62ZM87 223H88V220H87ZM120 223V222H119ZM140 223V222H139ZM175 223V222H174ZM177 223V222H176ZM38 224H40V222L38 223ZM47 224H49V223H47ZM65 224V223H64ZM76 224V223H75ZM80 224V223H79ZM90 224V223H89ZM167 224V223H166ZM14 225V224H13ZM15 225H17L16 223H15ZM26 225V224H25ZM41 225V224H40ZM40 225H38V227L40 226ZM51 225V224H50ZM57 225H59V224H57ZM69 225V224H68ZM91 225V224H90ZM126 225V224H125ZM2 226V225H1ZM20 226V225H19ZM64 226V225H63ZM65 226H66V224H65ZM76 226L78 227V224H76ZM122 226V225H121ZM150 226V225H149ZM165 226H167V225H165ZM171 226V225H170ZM259 226V225H258ZM28 227V226H27ZM43 227V226H42ZM60 227H62L61 226V223H60V226H59V228ZM114 227V226H113ZM134 227V226H133ZM154 227V226H153ZM160 227V226H159ZM158 227V228H159ZM164 227V226H163ZM172 227V226H171ZM176 227V226H175ZM184 227V228H185ZM228 227V228H227ZM0 228H2V227H0ZM58 228V227H57ZM58 228V230H60ZM75 228V227H74ZM81 228V227H80ZM124 228V227H123ZM129 228V227H128ZM173 228V227H172ZM223 228H225V230L223 229ZM16 229V228H15ZM44 229V228H43ZM79 229V228H78ZM97 229V228H96ZM125 229V228H124ZM156 229H157V227H156ZM174 229H176V228H174ZM255 229V228H254ZM253 229V230H254ZM257 230H258V228H256ZM255 229V230H256ZM48 230V229H47ZM51 230V229H50ZM75 230H77V229H75ZM94 230V229H93ZM162 229H159V231H161ZM171 230V229H170ZM221 230V231H222ZM252 230V229H251ZM250 230V231H251ZM20 231V230H19ZM78 231V230H77ZM106 231H108V230H106ZM140 231H142V230H140ZM159 231H158V233H159ZM166 231H168V230H166ZM179 231V230H178ZM181 231V230H180ZM88 232V231H87ZM127 232V231H126ZM212 232V233H211ZM20 233V232H19ZM22 233H23V231H22ZM59 233V232H58ZM86 233V232H85ZM111 233V232H110ZM113 233V232H112ZM161 233H165V232H161ZM167 233V232H166ZM53 234V233H52ZM107 234V233H106ZM121 234V233H120ZM130 234V233H129ZM145 234V233H144ZM218 234V233H217ZM44 235V234H43ZM42 235V236H43ZM119 235V234H118ZM147 235V234H146ZM16 236H19V235H16ZM24 236H26V235H24ZM23 236V237H24ZM50 236H52V235H50ZM144 236V235H143ZM173 235H171V237H172ZM183 236V235H182ZM46 237V236H45ZM129 237V236H128ZM127 237V238H128ZM169 237H170V235H169ZM243 237V236H242ZM27 238V237H26ZM25 238V239H26ZM49 238V237H48ZM60 238V237H59ZM58 238V239H59ZM106 238V237H105ZM110 238V237H109ZM160 238V237H159ZM219 237H217V239H218ZM224 239H225V237H223ZM222 238V239H223ZM33 239V238H32ZM50 239H52V237L50 238ZM132 239V238H131ZM145 239H147L148 241H145ZM174 239V238H173ZM264 239V238H263ZM3 240H4V238H3ZM24 239H22V241H23ZM27 240V239H26ZM28 240H30L31 241V239H28ZM64 240V239H63ZM106 240V239H105ZM109 240V239H108ZM220 240V239H219ZM229 240V239H228ZM236 240V239H235ZM240 240V239H239ZM30 241H28V242H30ZM89 241V240H88ZM102 241V240H101ZM172 241V240H171ZM215 241H217L216 239H215ZM227 241V240H226ZM251 241V240H250ZM254 241V240H253ZM40 242H42V241H40ZM133 242V241H132ZM238 242V241H237ZM43 243V242H42ZM216 243V242H215ZM214 243V244H215ZM223 243V242H222ZM222 243H221V245H222ZM225 243V242H224ZM257 244H258V241L256 242ZM108 244V243H107ZM112 244V243H111ZM218 244V243H217ZM226 244V243H225ZM5 245V244H4ZM41 245V244H40ZM88 245V244H87ZM212 245H213V247H212ZM228 245V244H227ZM253 245V244H252ZM261 245H263V244H261ZM61 246H63V245H61ZM108 246V245H107ZM112 246V245H111ZM118 246V245H117ZM126 246V245H125ZM219 246V245H218ZM218 246H216L217 248H218ZM243 246V245H242ZM5 247V246H4ZM60 247V246H59ZM103 247V246H102ZM104 247H106V246H104ZM109 247V246H108ZM113 247H115V246H113ZM126 247H128V246H126ZM133 247V246H132ZM225 247V246H224ZM249 247V246H248ZM107 248V247H106ZM112 248V247H111ZM134 248V247H133ZM220 248V247H219ZM58 249V248H57ZM93 249H95V248H93ZM105 249V248H104ZM108 249V248H107ZM114 249V248H113ZM119 249V248H118ZM66 250V249H65ZM99 250V249H98ZM109 250V249H108ZM115 250V249H114ZM121 250V249H120ZM120 250H119V252H120ZM128 250H130L129 248H128ZM127 250V251H128ZM221 250V249H220ZM245 250V249H244ZM243 250V251H244ZM103 251H106V250H103ZM110 251V250H109ZM123 251H126V250H123ZM240 251V250H239ZM108 251H106L105 253H107ZM111 252V251H110ZM113 252V251H112ZM221 252V251H220ZM225 252V251H224ZM232 252V251H231ZM235 252V251H234ZM233 252V253H234ZM241 252V251H240ZM250 252V251H249ZM252 252V251H251ZM102 253V252H101ZM123 253V252H122ZM124 253H126V254H130V253H132V252H124ZM236 253V252H235ZM256 253V252H255ZM102 254H104V252L102 253ZM111 254V253H110ZM117 255H119V254H121V252L118 254V253H116ZM212 254V253H211ZM217 254V253H216ZM219 254V253H218ZM250 254H252V253H250ZM260 254V253H259ZM40 255V254H39ZM73 255V254H72ZM91 255V254H90ZM213 255V254H212ZM215 255V254H214ZM234 255V254H233ZM104 256V255H103ZM121 256V255H120ZM128 256V255H127ZM126 256V257H127ZM225 256V255H224ZM232 256V255H231ZM240 256V255H239ZM254 256V255H253ZM258 256V255H257ZM257 256H256V258H257ZM200 257V256H199ZM226 257H227V255H226ZM247 257L249 258V256L247 255ZM255 257V256H254ZM253 257V259L255 260L256 258H254ZM122 258V257H121ZM128 258L130 259V257L128 256ZM132 258V257H131ZM141 258V257H140ZM146 258H147V256H146ZM203 258V259H204ZM216 256L214 257V260L216 261ZM220 258V257H219ZM126 259V258H125ZM205 259H207V258H205ZM210 259V258H209ZM209 259H207V260H209ZM221 259H222V257H221ZM221 259H219V260H221ZM227 259V258H226ZM54 260V259H53ZM56 260V259H55ZM154 259H151V261H153ZM175 260V259H174ZM173 260V261H174ZM178 260V259H177ZM243 260H245L244 258H243ZM248 260V259H247ZM51 261V260H50ZM63 261V260H62ZM75 261V260H74ZM124 261V260H123ZM127 261V260H126ZM130 261V260H129ZM139 261H142V260H139ZM150 261V260H149ZM149 261H147V263L146 264H150L149 263ZM179 261V260H178ZM186 261H187V259H186ZM191 261V260H190ZM196 261V260H195ZM240 261H242V260H240ZM48 262V261H47ZM114 262V261H113ZM131 262V261H130ZM183 262V261H182ZM227 262V261H226ZM225 262V263H226ZM228 262H229V260H228ZM32 263V262H31ZM38 263V262H37ZM65 263V262H64ZM73 263V262H72ZM117 263V262H116ZM116 263H114V264H116ZM133 263V262H132ZM207 263V262H206ZM222 263V262H221ZM221 263H219V264H221ZM230 263V262H229ZM243 263H245L246 264V262L244 261ZM51 264V263H50ZM67 264V263H66ZM69 264V263H68ZM119 264H120V259H119ZM133 264H135V263H133ZM178 264V263H177ZM203 264H205V263H203ZM210 264V263H209ZM252 264H264V258H260V260H257V261H254Z\"/></svg>",
    "mask_w": 264,
    "mask_h": 264
}]
</instances>
